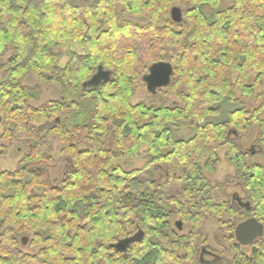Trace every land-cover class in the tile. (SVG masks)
<instances>
[{
    "label": "trees",
    "instance_id": "1",
    "mask_svg": "<svg viewBox=\"0 0 264 264\" xmlns=\"http://www.w3.org/2000/svg\"><path fill=\"white\" fill-rule=\"evenodd\" d=\"M228 1L220 9L223 0H0V160L11 145L28 147L15 171L0 172V264H264V236L251 254L235 240L244 219L264 225V165L249 163L254 153L238 144L257 126L264 158V91L253 113L241 108L209 120L237 101V87L249 97L264 81V0ZM175 5L181 24L170 19ZM166 42L179 52L169 87L185 83L187 93H177L184 107L132 104L135 83L163 61ZM100 66L111 80L87 85ZM29 75L58 86L61 97L33 105L38 92L23 82ZM183 125L194 133L178 137ZM53 136L70 162L57 184L45 170L55 163ZM226 147L249 210L212 198L206 174ZM142 155L140 170L113 164ZM174 160L167 182L151 178ZM226 214L237 217L222 222L234 256L206 261L202 228L207 217ZM173 216L192 226L187 235L175 232ZM29 233V246L40 248L34 255L22 248Z\"/></svg>",
    "mask_w": 264,
    "mask_h": 264
},
{
    "label": "rangeland",
    "instance_id": "2",
    "mask_svg": "<svg viewBox=\"0 0 264 264\" xmlns=\"http://www.w3.org/2000/svg\"><path fill=\"white\" fill-rule=\"evenodd\" d=\"M233 5V2L228 0H223L220 9L228 8ZM176 7L179 5H175ZM205 11L211 15L214 11L211 8H206ZM171 19V15H170ZM127 20L134 21L136 23L144 24L146 23L145 18H135L128 16ZM172 20V19H171ZM165 21L160 23V26H164ZM163 52V61L170 62L172 65H175V61L179 54L178 49L174 43L166 42L164 45ZM68 60V56L62 57L60 60V65L63 66ZM239 73L235 72L233 74V81L236 82ZM256 75H250L247 85L252 86L255 82ZM4 79L1 76V80ZM24 84L33 87L38 92V98L33 102L35 106H41L49 101L57 100L61 97L62 90L50 83H44L39 81L34 75H29L23 80ZM170 86V85H169ZM166 87L163 89H159L157 92H150L147 88V84L144 81V76L140 77L135 83V95L132 98V104L136 105L140 102H146L148 104H154L156 106L166 105L167 107H175L180 106L184 107V102L178 97L177 93L179 91L187 93L188 88L185 83H181L177 89H171L170 87ZM264 91V81L261 85L255 88L254 95L246 96L243 94L240 87L236 89V102L226 101L222 104V116L213 117L209 120L214 123H218L222 119H226L228 114L234 110H238L241 108H245L250 113H253L263 102V98L258 97ZM260 120H264V111L259 115ZM194 133V129L189 127L188 125H183L182 128L177 133L178 137L186 138L191 136ZM259 128L257 126H252L246 133H243L238 138V144L243 151H252L254 153L255 159L249 160V163L258 162L264 165V158L260 155H257L259 151ZM49 144L52 149V156L55 160V163L51 166L46 167V171L49 174L51 181L54 184H57L65 175L70 162L69 159L62 155V145L58 141V139L53 136L49 140ZM83 146V145H82ZM144 150L147 148L144 147ZM28 150V147L25 144L17 143L11 145L9 147L8 154L5 158L0 160V172L2 171H15L18 168V164L21 161L23 155ZM220 162L216 166V169L213 173H207V179L211 183L213 187L212 190V198L213 200L221 204L223 202L234 203L237 206H242L247 204L248 191L244 188L240 179L237 176L236 167L230 162L229 158L231 157L230 147H226L219 152ZM147 159L142 155L140 157H125L116 159L113 164L114 166H121L127 171L137 170L144 168ZM177 166V161L174 160L173 163L168 166L167 164H163L157 166V170L151 173V178L156 180L158 183L167 182L166 174ZM173 184L172 189L175 192H178V187L176 183ZM222 218V219H221ZM237 219L236 216L224 215L223 217L219 216H209L205 221V224L202 228L203 237L200 243L206 242L209 248V255L207 258L212 260L215 256L221 255L228 259H232L234 256L233 251L231 250V242L229 241V233H227L222 228L223 221H233ZM249 218L244 219L243 221ZM173 229L175 232L180 235H187L191 230L192 226L188 223L182 222L183 230H178L175 223L181 222L180 217L173 216L170 219ZM242 221V222H243ZM241 223V222H240ZM25 236L29 237L30 240L32 238V233L26 234ZM24 236V237H25ZM236 240V239H235ZM237 241V240H236ZM238 243V242H237ZM23 251L29 254H37L39 251L38 248H32L28 245L23 246ZM241 250L247 254H251L252 246H242Z\"/></svg>",
    "mask_w": 264,
    "mask_h": 264
},
{
    "label": "water",
    "instance_id": "3",
    "mask_svg": "<svg viewBox=\"0 0 264 264\" xmlns=\"http://www.w3.org/2000/svg\"><path fill=\"white\" fill-rule=\"evenodd\" d=\"M171 19L176 24H181L184 19L183 10L180 7H174L171 10ZM174 75V67L170 62L161 61L149 67L148 73L144 76V81L150 92H157L159 89L168 87L171 84ZM112 74L109 71L99 67L98 72L88 81L89 86H99L103 82H109ZM59 121V119H58ZM249 210L248 204H246ZM178 230H182V222H177ZM264 236V225L255 218H250L241 222L235 230V238L242 246H247ZM30 238L25 236L22 238V245L26 246ZM126 244H120L118 247L121 250L126 249Z\"/></svg>",
    "mask_w": 264,
    "mask_h": 264
},
{
    "label": "flooded vegetation",
    "instance_id": "4",
    "mask_svg": "<svg viewBox=\"0 0 264 264\" xmlns=\"http://www.w3.org/2000/svg\"><path fill=\"white\" fill-rule=\"evenodd\" d=\"M242 206H244V205H242ZM249 219H250V218H249ZM247 220H248V219H247ZM176 223H177V222H176ZM176 223H175V225H176ZM176 227H177V226H176ZM182 230H183V228H182ZM207 256H208V255L205 256L206 261L209 260V259L207 258Z\"/></svg>",
    "mask_w": 264,
    "mask_h": 264
}]
</instances>
